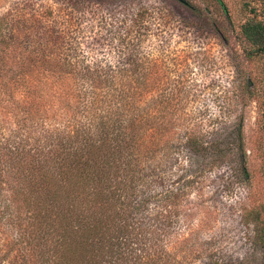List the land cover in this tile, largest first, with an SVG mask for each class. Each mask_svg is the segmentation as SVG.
Instances as JSON below:
<instances>
[{
	"label": "rangeland",
	"instance_id": "rangeland-1",
	"mask_svg": "<svg viewBox=\"0 0 264 264\" xmlns=\"http://www.w3.org/2000/svg\"><path fill=\"white\" fill-rule=\"evenodd\" d=\"M254 18L264 22V0H0V264H37L24 204L38 159L50 158L39 152L73 136L85 102L108 90L98 71L131 66L135 50L147 97L169 116L178 97L171 135L229 144L176 226L193 264H264V52L251 54L241 32Z\"/></svg>",
	"mask_w": 264,
	"mask_h": 264
},
{
	"label": "trees",
	"instance_id": "trees-1",
	"mask_svg": "<svg viewBox=\"0 0 264 264\" xmlns=\"http://www.w3.org/2000/svg\"><path fill=\"white\" fill-rule=\"evenodd\" d=\"M241 32L251 54L264 52V22L247 20ZM143 59L135 50L127 61L131 66L99 70L108 90L85 102V120L72 137H52L57 148L39 152L50 158L38 159L37 177L28 181L34 190L24 204L31 209L25 232L37 264H193L197 259L176 226L205 168L213 158L221 160L229 144L222 136L207 140L193 130L171 135L179 119L178 97L170 104L171 116L163 113V98L147 97V68L138 63ZM233 139L242 150V123ZM195 159L203 165L194 167ZM207 264L225 263L212 258Z\"/></svg>",
	"mask_w": 264,
	"mask_h": 264
},
{
	"label": "water",
	"instance_id": "water-1",
	"mask_svg": "<svg viewBox=\"0 0 264 264\" xmlns=\"http://www.w3.org/2000/svg\"><path fill=\"white\" fill-rule=\"evenodd\" d=\"M182 1V0H181Z\"/></svg>",
	"mask_w": 264,
	"mask_h": 264
}]
</instances>
